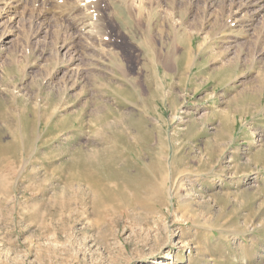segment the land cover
Instances as JSON below:
<instances>
[{
  "label": "rangeland",
  "instance_id": "rangeland-1",
  "mask_svg": "<svg viewBox=\"0 0 264 264\" xmlns=\"http://www.w3.org/2000/svg\"><path fill=\"white\" fill-rule=\"evenodd\" d=\"M26 1L0 16V264H264V12Z\"/></svg>",
  "mask_w": 264,
  "mask_h": 264
},
{
  "label": "bare ground",
  "instance_id": "bare-ground-1",
  "mask_svg": "<svg viewBox=\"0 0 264 264\" xmlns=\"http://www.w3.org/2000/svg\"><path fill=\"white\" fill-rule=\"evenodd\" d=\"M24 1H26V0H0V12H2L1 14H0V16H2V15H4V13L5 14H9V15H13L14 13H15V10L20 6V5H22L23 4V2ZM28 1V0H27ZM26 1V2H27ZM86 1V0H85ZM92 1V0H91ZM90 1V2H91ZM151 1V0H150ZM246 2V1H245ZM244 8H256V11H254L255 13L254 14H256V13H258V12H264V0H248L244 5ZM241 7V6H240ZM247 12V11H246ZM248 13V12H247ZM246 14V13H245ZM85 16H86V14H84ZM247 15V14H246ZM246 17V16H245ZM245 17H244V19H245ZM87 18V17H86ZM86 18H84V17H81V19L80 20H75V21H78L76 24H77V27L80 29V30H82L83 32L84 31H87V29H88V32L89 33H92V34H94V30H93V28H92V24L91 23H89V20L87 19V21H86ZM248 17H246V19H247ZM243 19V20H244ZM248 21L250 20V19H247ZM244 22H245V20H244ZM95 24V23H94ZM93 24V25H94ZM246 24V23H245ZM98 25V24H97ZM95 26V25H94ZM248 27L250 26L249 24L247 25ZM247 26H245V27H247ZM252 26V25H251ZM100 30V29H99ZM247 30L248 31H250V29H248L247 28ZM97 31V30H96ZM95 35V34H94ZM94 35H93V37H94ZM100 35V34H99ZM92 36V35H91ZM90 37V36H89ZM153 49V48H152ZM157 52V50H153V53L154 54H156V55H158V53H156ZM150 53V52H149ZM165 56H168V54L167 53H162L161 54V56L160 57H162L163 58V60H162V58H161V61L162 62H158V64H162V66L165 68V67H168V65L167 64H169L170 62H171V56H170V58H167V57H165ZM154 57H157V56H155L154 55ZM159 57V58H160ZM149 58V57H148ZM174 62H175V60H174ZM170 65V64H169ZM189 65V64H188ZM171 66V65H170ZM169 68V67H168ZM262 76V75H261ZM259 81H261L260 83H262V81H263V79L262 80H259ZM261 86V85H260ZM260 91V90H259ZM263 91V90H262ZM260 93V92H259ZM257 94V93H256ZM37 115V114H36ZM35 115V116H36ZM124 139V138H123ZM32 143V142H31ZM13 153V152H12ZM18 157V156H17ZM93 165V164H92ZM112 175H113V173H112ZM118 176V175H117ZM134 176V175H133ZM90 178V177H89ZM94 178V177H93ZM120 178V177H119ZM132 181V180H131ZM130 183V182H129Z\"/></svg>",
  "mask_w": 264,
  "mask_h": 264
}]
</instances>
